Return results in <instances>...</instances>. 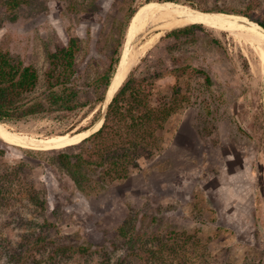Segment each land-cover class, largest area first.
I'll list each match as a JSON object with an SVG mask.
<instances>
[{"label":"rangeland","instance_id":"rangeland-1","mask_svg":"<svg viewBox=\"0 0 264 264\" xmlns=\"http://www.w3.org/2000/svg\"><path fill=\"white\" fill-rule=\"evenodd\" d=\"M145 3L28 0L14 11L0 6V45L38 72L33 97L46 92L49 56L71 38L81 43L72 80L88 90L114 58L129 8L247 13L250 22H264V0ZM170 31L130 72L158 77L151 80L157 106L170 104L176 89L186 101L127 178L101 183L93 177L102 190L87 197L57 160L59 151L73 153L66 149L83 141L40 150L0 139V174L15 171L18 178L10 205L0 210V264H15L7 243L15 248L38 238L45 245L33 247L27 264H264V145L252 126L264 105L263 66L249 45L226 31L206 27L194 37L161 40ZM147 37L134 38L128 49ZM105 110L97 105L92 114L86 108L67 118L56 113L0 125L45 139L81 131ZM32 189L45 209L30 198ZM147 252L162 259L148 260Z\"/></svg>","mask_w":264,"mask_h":264},{"label":"trees","instance_id":"trees-1","mask_svg":"<svg viewBox=\"0 0 264 264\" xmlns=\"http://www.w3.org/2000/svg\"><path fill=\"white\" fill-rule=\"evenodd\" d=\"M182 1L184 0H146V3H179ZM27 3L28 0H0V6H4L9 11H14ZM138 10L139 8H129L119 40L114 44V58L88 84L89 89L86 91L72 80L76 59L81 52V43L78 38H71L66 47L49 56L46 92L33 97L30 95L38 86V72L22 60L14 59L10 51L0 45V124L45 117L56 113L62 118H67L86 108L88 113L92 114L96 111L97 105H104L112 79L121 61L126 28ZM229 14L251 19L247 13ZM255 22L264 29V22L258 20ZM205 29L206 27L200 24L189 25L170 31L161 40L166 38L179 40L183 36L194 37L196 33ZM154 78L158 77L152 75L140 79L136 75V69H133L114 95L103 116L100 112L95 113L91 124L79 129L81 131L90 130L103 121L98 131L83 140L81 144L66 149L75 152L67 154L62 153L63 150L59 151L57 160L60 164L62 163L63 167L72 171L70 177L87 197L100 193L102 190L93 177L101 179V183L127 178L130 170L138 165V158L141 155H151L158 142L156 133L163 128L170 117L178 112L179 102L182 99L185 100L180 98L179 89H176L170 104L164 103L159 106L154 104L151 101L155 88V83L151 80ZM257 110L252 126L255 132L260 134L261 144L264 145V105L262 102ZM97 168L103 170L102 176L97 174ZM13 174H16L15 171L0 174V210L10 205L11 198L8 195L13 193L15 187L18 186V178L16 176L14 179ZM30 198L45 209L38 191L30 190ZM129 235L133 238L132 233ZM171 242L166 241L167 244ZM22 244L19 247L16 246L17 248L11 247L10 243L6 244L11 248L9 252L12 253L11 260L15 264H27L25 262L27 254L33 250V247L44 244V239L38 238L35 242L26 239ZM146 254H148L146 255L148 260L151 256L162 259L160 255L149 252Z\"/></svg>","mask_w":264,"mask_h":264},{"label":"bare ground","instance_id":"bare-ground-1","mask_svg":"<svg viewBox=\"0 0 264 264\" xmlns=\"http://www.w3.org/2000/svg\"><path fill=\"white\" fill-rule=\"evenodd\" d=\"M194 24L226 31L240 39L243 45H249L256 52V56L263 66L264 73V30L256 23L250 22L246 17L186 7L174 9L151 8L137 12L130 23L124 52L120 65H118V74L108 100L111 99L116 90L123 84L131 68L157 43L165 30H174ZM144 35L148 37L142 38L143 41L140 42V45L136 46L135 49L133 48L131 52L128 49L129 43L134 38ZM94 127L93 131H78L74 134L54 135L45 139H37L14 132L0 125V139L9 145L21 148H27L31 145L37 146L34 149L57 150L82 142L98 131L100 128L99 123Z\"/></svg>","mask_w":264,"mask_h":264},{"label":"water","instance_id":"water-1","mask_svg":"<svg viewBox=\"0 0 264 264\" xmlns=\"http://www.w3.org/2000/svg\"><path fill=\"white\" fill-rule=\"evenodd\" d=\"M178 4V3H177ZM258 25V24H257ZM259 27H261L260 25H258ZM262 28V27H261ZM263 29V28H262ZM264 30V29H263ZM119 65H120V63H119ZM118 70H119V68L117 69V72L115 73V75H114V77H113V79H112V82H111V85H110V88H109V90H108V92H107V96H106V101H105V103H104V108L105 109H107V107H108V105L112 102V99H113V97H114V95L116 94V92L118 91V90H116V92L114 93V95L111 97V99L110 100H108V98H109V96H110V93H111V91H112V87H113V84H114V82H115V80H116V77H117V74H118ZM126 79V78H125ZM125 81V80H124ZM121 87V86H120ZM119 87V88H120ZM118 88V89H119Z\"/></svg>","mask_w":264,"mask_h":264}]
</instances>
